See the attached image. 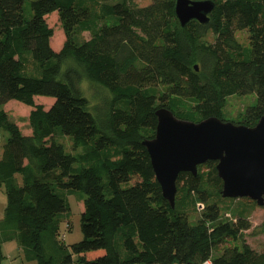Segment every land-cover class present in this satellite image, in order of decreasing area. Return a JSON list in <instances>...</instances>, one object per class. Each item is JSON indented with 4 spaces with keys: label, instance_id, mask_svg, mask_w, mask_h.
I'll return each instance as SVG.
<instances>
[{
    "label": "trees",
    "instance_id": "obj_1",
    "mask_svg": "<svg viewBox=\"0 0 264 264\" xmlns=\"http://www.w3.org/2000/svg\"><path fill=\"white\" fill-rule=\"evenodd\" d=\"M28 1L30 16L25 0H0V105L16 99L32 107L27 133L0 108L9 134L0 151V264L2 243L12 239L25 264H264V247L243 238L250 208L233 205L256 202H224L215 161L178 174L171 207L141 143L155 133L159 105L184 119L229 120L227 97L255 92L256 103L229 121L256 124L264 113V0H213L207 23L183 27L174 0ZM51 12L65 36L59 50L50 44ZM237 30H246L248 45ZM29 55L38 74L26 69ZM83 79L110 92L105 113L91 107ZM35 95L55 100L45 108ZM59 133L87 149L66 152ZM60 189L85 193L83 238L53 240L55 255L46 257L43 231L56 233L57 216L70 210ZM189 210L200 212L194 223Z\"/></svg>",
    "mask_w": 264,
    "mask_h": 264
},
{
    "label": "water",
    "instance_id": "obj_2",
    "mask_svg": "<svg viewBox=\"0 0 264 264\" xmlns=\"http://www.w3.org/2000/svg\"><path fill=\"white\" fill-rule=\"evenodd\" d=\"M213 0H174L180 26L190 20L207 23ZM195 69H198L197 64ZM155 133L143 138L163 197L174 206L180 172L197 174V166L215 161L223 197H246L264 206V113L253 126L208 116L199 121L176 116L159 105Z\"/></svg>",
    "mask_w": 264,
    "mask_h": 264
},
{
    "label": "rangeland",
    "instance_id": "obj_3",
    "mask_svg": "<svg viewBox=\"0 0 264 264\" xmlns=\"http://www.w3.org/2000/svg\"><path fill=\"white\" fill-rule=\"evenodd\" d=\"M105 1H115V0H99V2ZM151 0H133V5H146ZM24 9L27 16H30V6L29 1L25 0L24 2ZM46 21L50 27L53 29V34L50 37V44L53 49L59 50L63 44L65 39L63 30L61 28L60 21L58 19V14L56 12H51L46 15ZM235 37L241 44L248 45V34L246 30H237L234 32ZM82 37H89V32L84 31L82 33ZM207 39L209 41H213L214 37L212 34H208ZM27 62V71L28 72H35L36 63L34 59L29 55ZM33 61V62H32ZM35 62V63H34ZM38 71V70H36ZM33 74H38L35 72ZM82 89L83 93L88 97L91 107L97 111L99 109L101 112L107 110L106 105L111 100L110 92L105 89L102 85L90 82L86 79L82 81ZM35 103L43 104L45 108H48L53 102L54 97L46 96V95H35L34 96ZM257 101V96L255 92H250L246 94H234L227 97L226 104L222 109L223 117L229 120H237V117L240 113H242L248 106L254 105ZM0 108L4 109L8 114L12 121L17 123L21 128L22 132L27 133L29 132L30 126L28 125V114L30 109L32 108L30 105H27L19 100L10 99L4 104L0 105ZM90 111L96 115V113L90 109ZM96 111V110H95ZM8 132L4 129H0V151L1 147L4 142L8 138ZM56 139L58 142L64 145V149L66 152H70L73 154H79L84 152L87 149V145H80L78 148H72V140L71 137L65 135L63 133H59L56 135ZM81 164L75 163L74 166H80ZM58 171V170H56ZM20 179V175H17ZM131 182H129L130 184ZM127 185L126 183L123 184ZM60 192L65 195L69 202L70 210L68 214L65 215L61 213L57 216L56 220L59 224V229L56 233L51 230V227L44 230L42 233V244L44 247V253L46 257H54L56 249L53 243V240H56L59 243L68 245L73 242L79 241L83 238V233L81 231V224H80V214L83 210V199L85 197V193L81 190H73V191H66L64 189H60ZM224 202H228L231 204L232 198L226 197L223 198ZM250 200V199H249ZM253 201V200H251ZM239 202V203H238ZM255 202V201H254ZM6 204V193L4 188L0 186V219L3 217V211ZM242 207L246 205L249 210L248 219L251 223V227L243 231L244 235L243 238L248 242V244L255 248L256 250H261L264 247V206H260L258 204H253L247 200H238L234 201V206L239 205ZM224 207H221L223 210ZM200 212L198 211H188V218L190 223H194L198 217ZM14 239L10 240L9 242H4L2 245V252H3V259L1 264H25L26 261L23 259L21 252L19 251L18 247L15 246L9 248L8 244H14ZM231 242V241H229ZM218 249L215 251V253Z\"/></svg>",
    "mask_w": 264,
    "mask_h": 264
},
{
    "label": "crops",
    "instance_id": "obj_4",
    "mask_svg": "<svg viewBox=\"0 0 264 264\" xmlns=\"http://www.w3.org/2000/svg\"><path fill=\"white\" fill-rule=\"evenodd\" d=\"M10 240H8V241H4V242H9ZM14 244H8V246H9V248H11V247H13V246H15L16 248L18 247V244H17V241L14 239ZM4 242L2 243V245L4 244ZM18 249H19V251H20V248L18 247ZM21 252V251H20Z\"/></svg>",
    "mask_w": 264,
    "mask_h": 264
},
{
    "label": "built area",
    "instance_id": "obj_5",
    "mask_svg": "<svg viewBox=\"0 0 264 264\" xmlns=\"http://www.w3.org/2000/svg\"><path fill=\"white\" fill-rule=\"evenodd\" d=\"M199 206H202V205H199ZM208 263V261H205V262H203L202 264H207Z\"/></svg>",
    "mask_w": 264,
    "mask_h": 264
}]
</instances>
